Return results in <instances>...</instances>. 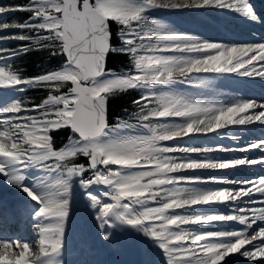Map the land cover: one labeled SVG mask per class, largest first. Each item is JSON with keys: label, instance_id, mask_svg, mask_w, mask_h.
Here are the masks:
<instances>
[{"label": "snow or ice", "instance_id": "6c2138e0", "mask_svg": "<svg viewBox=\"0 0 264 264\" xmlns=\"http://www.w3.org/2000/svg\"><path fill=\"white\" fill-rule=\"evenodd\" d=\"M158 9L215 10L264 27L255 0L0 4V17L29 14L0 20V90L21 94L0 97V229L27 223L35 236L0 234V264H66L77 224L74 264H105L101 251L135 257L122 264H235V254L264 264V97L217 84L264 81V37L180 32L154 18ZM33 51L58 62L25 75L13 61ZM114 56L127 64L110 67ZM32 90L46 98H26ZM132 91L135 110L112 123L110 101ZM251 125L261 135L239 144ZM30 170L50 179L33 182ZM17 192L25 202L8 207Z\"/></svg>", "mask_w": 264, "mask_h": 264}, {"label": "bare ground", "instance_id": "6f19581e", "mask_svg": "<svg viewBox=\"0 0 264 264\" xmlns=\"http://www.w3.org/2000/svg\"><path fill=\"white\" fill-rule=\"evenodd\" d=\"M256 6L258 9L264 11V9L260 8L261 2L259 0H255ZM156 12L160 13L161 17H157V19H161L166 22L170 26H172L175 30L185 33H192L196 35L204 36L207 39L214 40H223L232 43H242L239 42L242 40L241 34L238 31L246 30L247 24L243 23L239 18L235 16H226L224 14L218 13L215 10H189L185 9L183 11H168L163 9H158ZM250 27V26H249ZM248 30V29H247ZM240 31V32H241ZM243 32V31H242ZM253 33H256L255 39L260 40L264 37V27L253 28L251 27V36ZM247 34V33H246ZM253 37V36H252ZM248 42V41H247ZM252 82L260 83L261 90H257ZM242 83H245L247 89H242ZM219 91L222 93H230L232 95L240 96L243 98H251V97H264V81L259 80L258 78L254 81L248 80L246 78L238 79H226L217 81ZM187 89V85L177 84L175 86L176 91H184ZM191 90V89H189ZM21 95L20 93L15 92L14 90H0V97H9L15 98L16 96ZM227 99V96L224 97ZM251 131H245L241 135V139L238 141L239 144H245L250 139H255L261 133V126L259 125H251L248 126ZM206 142V141H204ZM225 144H233L234 142L230 139L222 141ZM224 155H235L232 153H227ZM244 155V153H243ZM217 173V172H216ZM210 175H214L213 172L208 173ZM222 174V173H221ZM247 172L240 173V175H246ZM30 178H34L33 182L36 180L48 181L50 178L47 175L40 176L36 173L35 170H30L28 173ZM3 185V178H0V186ZM25 202V197L23 194L17 192L16 196H9L6 198V204L8 207H15L17 204H22ZM13 225H16V231L22 232L21 236H25L27 234V230L31 232L30 226L27 223H15L11 225H6V231ZM5 232V230L0 229V233ZM9 232V231H8ZM81 243V235H80V226L74 225L73 231L69 236V245L72 249V255L68 257L66 264H74V261L78 258L76 253L80 248ZM236 261L235 264H243L246 262L245 258L239 257V254H235ZM123 255L119 253H106L101 251L99 254V259L104 260L105 264H116ZM245 264H249L246 262Z\"/></svg>", "mask_w": 264, "mask_h": 264}, {"label": "trees", "instance_id": "16d2710c", "mask_svg": "<svg viewBox=\"0 0 264 264\" xmlns=\"http://www.w3.org/2000/svg\"><path fill=\"white\" fill-rule=\"evenodd\" d=\"M26 0H11V3H25ZM29 14L26 12H16L13 13V16L10 17L11 20H20L23 21L27 18ZM116 25L113 24V28ZM19 41H11L10 47H15ZM58 61L56 58H49L47 53H42L38 51L28 52L21 54L17 57L15 64L19 66L25 75H35L39 74L47 67L55 66ZM127 64V57L125 56H114L110 60V67L120 69ZM28 98L32 99L35 102H41L46 98V92L40 90H32L28 93ZM139 94L135 91H132L128 94H123L119 97H116L110 101V119L112 123L116 122L117 117L126 118L125 110L132 111L135 109V106L132 105V100L136 98ZM68 133L61 131L59 133H54L56 138V147L59 148L66 141Z\"/></svg>", "mask_w": 264, "mask_h": 264}, {"label": "rangeland", "instance_id": "374dc122", "mask_svg": "<svg viewBox=\"0 0 264 264\" xmlns=\"http://www.w3.org/2000/svg\"><path fill=\"white\" fill-rule=\"evenodd\" d=\"M11 3V0H0V4H10ZM154 15H156V17H154V18H157V17H161V15H160V13H158V12H155L154 13ZM13 16V13H8V14H5L3 17H0V20H4V19H7V20H9L10 19V17H12ZM248 29V30H247ZM241 31V30H240ZM240 31H238V33L239 34H241L242 36H241V38H242V40H240L239 42H242V43H247V41L249 42L253 37L251 36V27H249V25L246 27V30H242L241 32ZM247 33V34H246ZM5 34H8V33H0V35H5ZM10 43H11V41H9V42H7L5 45H3V46H6V47H10ZM18 57V56H17ZM17 57L15 58V60L13 61L14 63H15V61H16V59H17ZM16 65V64H15ZM252 84L254 85V87L257 89V90H261V84L260 83H255V82H252ZM242 89H247V86H246V84L245 83H243L242 84ZM26 98H28V94H27V97ZM135 110V109H134ZM134 110H132V111H134ZM132 111H128V112H132ZM260 135H261V133H260ZM259 135V136H260ZM259 136H257V137H259ZM232 154H235V155H243V153H232ZM214 173V175H221V173L220 172H213ZM247 174H252V173H247ZM15 227H17V226H15ZM29 230V229H28ZM27 230V234L24 236V237H26V238H28V239H35V236L31 233V232H29ZM16 233H19V231L18 232H16ZM16 233H9V234H7V235H15ZM20 235L22 234V232H20L19 233ZM246 262H244L243 264H245Z\"/></svg>", "mask_w": 264, "mask_h": 264}, {"label": "water", "instance_id": "95a60500", "mask_svg": "<svg viewBox=\"0 0 264 264\" xmlns=\"http://www.w3.org/2000/svg\"><path fill=\"white\" fill-rule=\"evenodd\" d=\"M133 259H135V257L123 255V257L116 264H122V262H124V261H130Z\"/></svg>", "mask_w": 264, "mask_h": 264}]
</instances>
